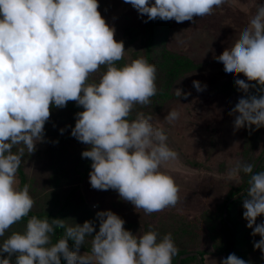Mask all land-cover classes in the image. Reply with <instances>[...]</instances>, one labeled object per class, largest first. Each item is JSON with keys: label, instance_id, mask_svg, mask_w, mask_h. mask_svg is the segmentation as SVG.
<instances>
[{"label": "clouds", "instance_id": "1", "mask_svg": "<svg viewBox=\"0 0 264 264\" xmlns=\"http://www.w3.org/2000/svg\"><path fill=\"white\" fill-rule=\"evenodd\" d=\"M124 2L146 15L144 22L159 18L181 23L211 15L226 0ZM98 8L97 0H0V237L28 216L35 203L30 185L20 188L16 178L25 149L32 154L37 143L45 142L50 106L63 108L69 101L83 108L75 114L71 136L88 146L81 156L91 161L93 189L116 190L122 200L148 215L175 207L180 199L174 179L160 170L177 159L165 130L140 111L129 119L136 105H150L157 94V68L145 57L117 66L124 44L114 39V27ZM214 59L222 62L226 73H242L247 79L235 80L244 95L229 113L235 116L234 130L264 127V4L257 5L238 38ZM101 66L106 71L98 82L89 83V76ZM193 87L203 90L198 81ZM250 88L257 94H249ZM174 93L182 95L180 89ZM183 95L187 98L189 93ZM179 117L172 109L164 120L171 124ZM59 131L63 134L64 129ZM253 169L237 160L228 179L250 174L243 218L251 235L260 236L253 248L264 259V222L256 223L264 215V171L253 174ZM95 215L98 231L92 220L67 225L65 219L31 216L23 232H13L0 243V253H7L0 264H61V257L66 264H173L178 248L171 233L159 240L151 228L134 235L112 211ZM55 228L64 229V234L53 243ZM86 237H91L90 251L80 254ZM220 264L249 262L232 253Z\"/></svg>", "mask_w": 264, "mask_h": 264}, {"label": "rangeland", "instance_id": "2", "mask_svg": "<svg viewBox=\"0 0 264 264\" xmlns=\"http://www.w3.org/2000/svg\"><path fill=\"white\" fill-rule=\"evenodd\" d=\"M97 2L102 18L115 29L114 39L124 44L123 58L126 63L134 60V54H137V58L143 57L142 45H148L145 37L153 29L160 42L155 46L156 52L159 53L163 48L169 54L182 56L196 66L171 83L168 93L170 100L152 116L153 125L163 127L168 146L177 153V159L162 165L160 170L174 179L180 189V199L175 207H167L151 215L142 209H135L130 202L122 200L116 190L93 189L89 183V172L79 173L71 158L59 167L56 150L61 144L45 136V142L37 143L32 154H28L25 149L16 174L18 187L30 185L29 193L35 203L29 214L65 219L67 225H82V216L85 220L97 222L98 231L96 212L110 210L125 221L124 228L134 235H142L151 228L159 233V240L171 233L178 251L185 249V252L203 253L205 264H220L225 259L224 250L217 252L214 243L218 238L206 230L204 220L210 218L214 225H218L225 202L230 197L244 194L243 188L247 182L243 178L245 174L240 173L239 177L230 180L228 171L237 160L253 166L256 164L264 154V127L255 129L253 125L251 128L234 130L235 116L229 113L244 95L238 91L235 80L247 82V79L242 73H226L222 62L214 57L238 38L255 14L257 5L264 4V0H226L211 15L193 17L194 22L177 23L157 18V26L153 23L155 20L144 22L147 16H140L124 0ZM150 3H154V0H150ZM152 49L151 46L150 53ZM193 81L200 82L203 90L198 92L193 87ZM176 89L181 90L180 97H176ZM183 93H189L187 98ZM249 94L257 93L250 88ZM172 109L177 110L180 117L169 124L164 117ZM17 147L13 148V152L17 151ZM259 171H264V161ZM243 199L239 198L231 207L232 221L239 235L233 253L249 264H264L261 251L253 248V243L258 242L260 236L251 235L252 229L246 227L247 221L243 218ZM26 222L20 220L13 224L0 237V243L13 232H23ZM261 222H264V215L256 218L257 224ZM188 223L193 233L189 236L180 235L177 231ZM174 230L176 235H173ZM223 240L221 238L217 242L218 248L223 246ZM90 241L91 237H86L80 254L90 251ZM68 243L72 248L74 242L69 240ZM5 256L7 253H0V259ZM12 260H15V256ZM196 262V258H190L186 264Z\"/></svg>", "mask_w": 264, "mask_h": 264}, {"label": "trees", "instance_id": "3", "mask_svg": "<svg viewBox=\"0 0 264 264\" xmlns=\"http://www.w3.org/2000/svg\"><path fill=\"white\" fill-rule=\"evenodd\" d=\"M153 23L157 26L158 20L153 21ZM145 38H146L145 42L148 41L147 43L148 45H144V46L142 45L143 47L142 56L145 57L150 63L154 64L157 68L156 85H157L158 92L155 96L151 98L150 105L143 106V107L140 105H136L129 119H134L137 111L143 112L146 116L150 115L151 117L157 114L162 108V106H164L166 101L170 100L168 93L170 90L171 83H173V81L178 76L196 68V66L188 62V60H186L184 57L176 56L174 54H169L163 48H161L159 53L156 52L155 46H158L160 42L157 41L156 32L153 29ZM151 46L153 47L152 53H150ZM132 57L136 59L137 54H134ZM125 63L126 61L123 58L122 60L117 62V66L118 67L123 66ZM105 71H106V67L101 66L98 72H95L89 76L88 82L89 83L98 82L100 75ZM80 111H83V108L82 106H77L75 101L67 102V105L63 108H56L55 106H50V118L44 125V127L48 126L47 128H44V135L46 137H52L54 141H58L61 144L56 150L58 153L59 160L57 164L59 167H62V165H64V163L68 161L69 158H71L72 161L75 162V167L78 169L79 173L86 174L91 171V168H90L91 161L88 158H82L81 153L82 151L86 150L88 146L83 144L82 142H79L76 138L71 136V128L74 127L75 125V114ZM60 129H64L63 134L60 133L59 131ZM260 157L258 158V160L260 159ZM263 161H264V158L261 160L260 164ZM258 168L256 172H258ZM80 171H83V172H80ZM243 178H245L246 181H248V179L250 178V174H245ZM247 186H248V183L246 182V186L243 188L244 192ZM246 193L247 191L243 194L242 197H244ZM230 198H233V197H230ZM234 203L235 201L232 202L227 208V218H226L227 222H225L222 218L223 209L220 214V219L218 220V225H214L211 222L210 218H207L204 220V227L206 228V230H209V233L213 237L216 236V238H218L214 243L216 245L214 247L217 248L216 249L217 252H219L220 249H223L225 258L227 256L228 249L230 245L232 244V240H234L233 249L235 247L236 242H239V237L237 239V236H239L237 235L238 230L235 224L233 223L232 216H231V207ZM80 214H82V209H81ZM33 215H35L39 219H43L46 216L49 219L56 218L54 216L45 215V214H29L28 216L23 217L21 220H28ZM80 220L83 223L86 221L85 218L82 216L80 217ZM49 222H51V220ZM190 223H188L187 225H184L183 228L178 230L177 232L180 235H184V234H186V236L191 235L193 231L189 230ZM227 223H230L232 225V229H230L227 226ZM177 232L174 230L173 235H176ZM63 234H64V229L55 228L54 234L52 235L53 243H55L60 238H62ZM221 238H224L223 240L224 244L221 248H218L217 242H219ZM184 250L185 249L178 251L174 259L175 263L177 261V258L180 255L191 252V251L185 252ZM198 255L200 257V262H196V264H205L204 259H203L204 254L198 253ZM188 260H190V258L183 260L181 264H186ZM61 264H66V261H64L62 257H61Z\"/></svg>", "mask_w": 264, "mask_h": 264}, {"label": "water", "instance_id": "4", "mask_svg": "<svg viewBox=\"0 0 264 264\" xmlns=\"http://www.w3.org/2000/svg\"><path fill=\"white\" fill-rule=\"evenodd\" d=\"M263 158H264V154L260 157V159H259V160L256 162V164L254 165V167H253V168H254V169H253V174L256 172V170H257L258 166L260 165V162H261V160H262ZM248 187H249V185H248L247 188L245 189V192L247 191ZM245 192H244V193H245ZM242 196H243V194H240V195H238V196H235V197H233V198H230L229 200H227V201L225 202V205H224V207H223V212H222V218H223V220H224L225 222H227V221H226V218H227V208H228V206H229L232 202H234V201L238 200L239 198H241ZM227 226H228L230 229H232V225H231L230 223H227ZM233 243H234V240H232V244L230 245V247H229V249H228L227 256H228L229 254H232V251H233ZM227 256H226V258H227ZM192 257L196 258V259L198 260V262H200V258H199L198 253H196V252H190V253H186V254H182V255H180V256L177 258V261H176L175 264H181L183 260H186V259H188V258H192Z\"/></svg>", "mask_w": 264, "mask_h": 264}, {"label": "built area", "instance_id": "5", "mask_svg": "<svg viewBox=\"0 0 264 264\" xmlns=\"http://www.w3.org/2000/svg\"><path fill=\"white\" fill-rule=\"evenodd\" d=\"M96 207L93 206V209H95Z\"/></svg>", "mask_w": 264, "mask_h": 264}]
</instances>
